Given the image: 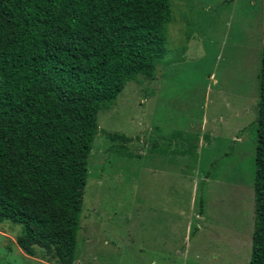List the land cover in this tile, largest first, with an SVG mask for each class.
I'll return each instance as SVG.
<instances>
[{
	"label": "rangeland",
	"instance_id": "obj_1",
	"mask_svg": "<svg viewBox=\"0 0 264 264\" xmlns=\"http://www.w3.org/2000/svg\"><path fill=\"white\" fill-rule=\"evenodd\" d=\"M263 6L169 0L153 78L96 114L74 264H247ZM20 228L0 222V264H56Z\"/></svg>",
	"mask_w": 264,
	"mask_h": 264
},
{
	"label": "trees",
	"instance_id": "obj_2",
	"mask_svg": "<svg viewBox=\"0 0 264 264\" xmlns=\"http://www.w3.org/2000/svg\"><path fill=\"white\" fill-rule=\"evenodd\" d=\"M168 23L169 0H0V222L23 254L74 264L96 114L153 78ZM261 41L247 264H264V6Z\"/></svg>",
	"mask_w": 264,
	"mask_h": 264
}]
</instances>
